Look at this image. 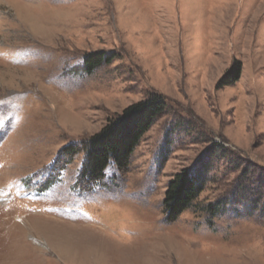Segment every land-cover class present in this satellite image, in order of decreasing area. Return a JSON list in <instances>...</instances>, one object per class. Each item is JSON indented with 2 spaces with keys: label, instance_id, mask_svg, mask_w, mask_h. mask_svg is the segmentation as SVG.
Segmentation results:
<instances>
[{
  "label": "rangeland",
  "instance_id": "obj_1",
  "mask_svg": "<svg viewBox=\"0 0 264 264\" xmlns=\"http://www.w3.org/2000/svg\"><path fill=\"white\" fill-rule=\"evenodd\" d=\"M150 93L168 107L129 165L84 183L88 139ZM208 159L170 222V181ZM245 167L260 186L264 0H0V264H264L261 209L228 206Z\"/></svg>",
  "mask_w": 264,
  "mask_h": 264
},
{
  "label": "trees",
  "instance_id": "obj_2",
  "mask_svg": "<svg viewBox=\"0 0 264 264\" xmlns=\"http://www.w3.org/2000/svg\"><path fill=\"white\" fill-rule=\"evenodd\" d=\"M104 60L100 55H93L92 58L85 60L88 71H92L95 67L101 65ZM167 107L164 97L157 93H150L146 99L128 106L122 113L109 119L104 127L92 135L86 143L87 164L82 176L85 180H83L84 183H99L98 181L104 178L105 170L110 163L118 169L126 168L141 138L152 127L155 120L166 111ZM214 148L212 156H217L216 152L220 150L227 152L223 145L215 144ZM207 161L197 171L184 170L181 173H177L170 181L165 195V211L170 222L177 220L185 210L192 208L205 190L209 182L207 174L211 169V161L209 159ZM239 167L240 164H238ZM251 173L252 171L245 167L241 174L242 182L244 181L243 178ZM209 178L211 181V177ZM213 179L214 177H212V181ZM262 180L260 186L256 187L248 186L249 180L245 179L244 183L240 182L238 184L237 190L240 189V192L237 198L240 200L235 199L233 203L235 205L232 204L230 206L228 201L223 203L224 200L217 201L208 205L207 210L209 211L207 213L211 215L221 206H229L238 210L243 209L250 213L261 209V216H264V178ZM244 200H249L247 206L240 203V201ZM225 204H228V206H225Z\"/></svg>",
  "mask_w": 264,
  "mask_h": 264
}]
</instances>
